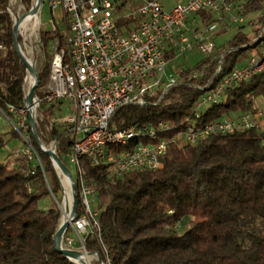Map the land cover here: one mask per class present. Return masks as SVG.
<instances>
[{
  "label": "trees",
  "instance_id": "1",
  "mask_svg": "<svg viewBox=\"0 0 264 264\" xmlns=\"http://www.w3.org/2000/svg\"><path fill=\"white\" fill-rule=\"evenodd\" d=\"M244 2L245 18L260 14L253 30L256 37L246 32L247 25H240L228 48L218 47L212 58L185 65L184 73L211 62L208 76L212 75L223 55L218 80L260 52L264 47V35L259 38L264 29V0ZM8 4L9 0H0V44L8 49L5 55L0 52L3 108L8 103L21 105L26 75L13 50L14 28L5 12ZM133 21L123 18L118 24L130 30ZM60 29L40 31L45 59L38 73V88L49 82L53 41ZM200 94L192 86L180 84L164 103L124 106L114 121L123 128L165 120L178 132L187 126L185 118ZM258 97H264V73L226 91L223 101L205 116L214 121L255 111ZM38 135L42 136L39 130ZM16 136L13 130L0 132V156ZM50 138L58 140V158L66 165L70 135L54 129ZM31 142L44 171L37 161L25 156L17 158L14 167L11 161L0 160V264H81L57 249L61 211L54 197L62 201L61 183L50 155L34 136ZM85 180L96 190L100 210V239H85L86 250L99 257L97 264H264V127L214 135L196 146L174 145L156 171L113 178L109 168L101 166L89 168ZM51 197L53 203L44 206L45 199Z\"/></svg>",
  "mask_w": 264,
  "mask_h": 264
},
{
  "label": "built area",
  "instance_id": "2",
  "mask_svg": "<svg viewBox=\"0 0 264 264\" xmlns=\"http://www.w3.org/2000/svg\"><path fill=\"white\" fill-rule=\"evenodd\" d=\"M45 1L52 11L62 8L63 27L53 41L49 82L38 88L39 72L23 45L28 47L26 40L32 28L36 40L41 41L40 15ZM244 3V0H177L167 9L160 0H9L5 12L13 28H17L13 50L24 64L26 75L21 105L0 106V125H10L17 134L2 151L9 152L8 160L14 158L12 167L17 158L25 156L37 161L44 171L31 136L35 131L38 134L43 123L41 135L50 142L45 145L38 135V143L42 150L58 156V140L50 138L52 131L59 129L70 135L72 146L65 160L76 169L75 174L70 172V189L73 182L77 207L75 211L73 193L69 205L66 196L61 202L54 197L62 222H69L61 239L62 249L75 251V239L70 237L73 232L85 250L79 252L81 255H97L85 247L86 237H101L97 192L85 180L89 168L107 166L113 178L156 171L174 145L196 146L214 135L264 127L260 108L214 121H208L205 116L212 106L223 101L226 91L264 73V47L218 80L223 70V55L215 65L214 74L209 76L211 62L189 73H184V64H176L179 58L195 50L203 58H212L218 50L216 36L247 24L242 14ZM14 7H18L17 13ZM123 18L134 19V27L129 30L120 26L118 22ZM263 35L264 29L259 38ZM7 50L0 44L3 55ZM180 84H188L201 93L185 118L187 126L181 131L177 132L165 120L116 126L115 115L120 108L158 106ZM118 147L122 150L118 151ZM58 177L65 193L59 173Z\"/></svg>",
  "mask_w": 264,
  "mask_h": 264
},
{
  "label": "rangeland",
  "instance_id": "3",
  "mask_svg": "<svg viewBox=\"0 0 264 264\" xmlns=\"http://www.w3.org/2000/svg\"><path fill=\"white\" fill-rule=\"evenodd\" d=\"M164 6H166L167 9H171L173 6V2L174 0H160ZM28 6V5H27ZM14 11L17 13L18 12V7H14ZM20 9H19V13H20ZM19 15V14H18ZM260 17L259 13H252L250 15H248L246 17V32L251 34V38L254 39V37H256V34L253 32L254 29L257 28V19ZM255 20V21H254ZM40 21H41V29L43 30H51L54 26H59V27H63V11L62 8H57L55 11H52L50 9V6L48 4V2H43V6L41 8V15H40ZM52 21L54 22V24H52ZM251 21H254L252 25H250L249 23ZM30 23H27V26H29ZM249 24V25H248ZM41 31V30H40ZM35 29L32 28V32L29 33V36L27 37L26 43L27 46L23 45V50L26 52V54L29 57L33 58V61L36 64L37 70L38 72L41 69V66L44 62V53H43V48H42V43L40 40H36V36H35ZM32 33V34H31ZM237 33V27H233L231 29H229L227 32H224L218 36H216L215 38V42L217 44L218 47H222L224 50L225 48H228L230 45V41L234 38V36ZM23 42L24 39L22 38ZM32 47V48H31ZM202 59V55L198 52V51H193L188 53L186 56L181 57L177 60L176 64H186V66H192L194 64H196L198 61H200ZM256 104L259 106V108L263 111V116L260 117V122L264 123V97H258L256 99ZM44 124L42 123L41 126H43ZM12 130V127L6 123H3L0 125V132H9ZM38 130L41 132V128L39 127ZM8 136H6L7 138ZM43 140V143L45 145H48L50 141H48V137H46L44 135V137L42 136L41 138ZM0 160L2 162H5L6 160H8L9 157V152H2L1 156H0ZM11 162L14 161V158L12 160H9ZM66 166L67 169L69 170V172H71L72 174H75L76 169L69 164L68 161H66ZM57 171V170H56ZM58 174V171H57ZM62 196V201L63 198L66 196L65 193L62 191L61 193ZM53 203V197L51 198H46L43 205L44 206H48L51 205ZM62 222V219H61ZM61 224V223H60ZM70 237L75 239L76 242V246H75V251L77 252H81L84 253L85 250L82 247L81 243L79 242V237L78 235L74 234L73 232H70ZM86 257H84V260H86ZM90 260H91V264H97V262L99 261V257L98 255H89Z\"/></svg>",
  "mask_w": 264,
  "mask_h": 264
},
{
  "label": "water",
  "instance_id": "4",
  "mask_svg": "<svg viewBox=\"0 0 264 264\" xmlns=\"http://www.w3.org/2000/svg\"><path fill=\"white\" fill-rule=\"evenodd\" d=\"M14 37H15V39H17V28L14 29ZM15 46L17 47V42H15ZM28 67L33 72H35V69L32 66H29L28 65ZM38 79H39V77H38ZM36 87H37V85H35V87L31 91L30 99L33 97V94H34V91H35V88ZM33 136H34L37 144L39 145V143H38V134H37L36 131L34 132ZM39 147H40V145H39ZM43 151L46 152V153H48L49 155H52L53 159H51V160L53 162V165H54L55 169H57L56 165H59V167L62 169V171L65 174H67L72 179V176H71L69 170L67 169V167L65 166V164L58 158V156H56L54 153H51L48 150H43ZM72 193H73V198L75 200L74 210L76 211V207H77V194H76V187H75V185H74L73 182H72ZM68 225H69V222H61V224H60V226L58 228V231H57V233L55 235L57 249L62 254H64L65 256H67L69 258H74V259L78 260L81 264H88L87 261L84 260V256L81 255L79 252L64 250V249L61 248V239H62L63 233L66 230V228L68 227Z\"/></svg>",
  "mask_w": 264,
  "mask_h": 264
},
{
  "label": "bare ground",
  "instance_id": "5",
  "mask_svg": "<svg viewBox=\"0 0 264 264\" xmlns=\"http://www.w3.org/2000/svg\"><path fill=\"white\" fill-rule=\"evenodd\" d=\"M24 25H26V23ZM56 167H57L58 173L62 177V181L64 183L65 194H66V202H67V205H69L72 202V191L70 189V177L62 171L59 165H56ZM86 261L88 264H91V260L89 256L86 257Z\"/></svg>",
  "mask_w": 264,
  "mask_h": 264
},
{
  "label": "crops",
  "instance_id": "6",
  "mask_svg": "<svg viewBox=\"0 0 264 264\" xmlns=\"http://www.w3.org/2000/svg\"><path fill=\"white\" fill-rule=\"evenodd\" d=\"M176 1H177V0H174V2H173V6L175 5ZM173 6H172V7H173ZM165 7H166V6H165Z\"/></svg>",
  "mask_w": 264,
  "mask_h": 264
}]
</instances>
